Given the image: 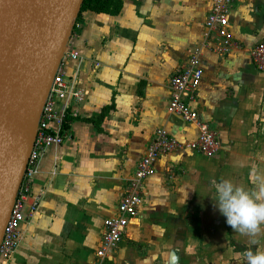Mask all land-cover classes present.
<instances>
[{"label":"crops","instance_id":"obj_1","mask_svg":"<svg viewBox=\"0 0 264 264\" xmlns=\"http://www.w3.org/2000/svg\"><path fill=\"white\" fill-rule=\"evenodd\" d=\"M121 1L122 8L117 15L89 10L81 12L79 29L69 39L67 51L76 58L67 56L60 64L66 94L55 106L57 114L64 115L63 121L70 118L67 131H63L66 136L60 145H49L39 158L31 188L32 194L39 195V206L36 214L21 224L20 242L8 264H35L38 249L34 242L37 239L34 225L41 217L50 216L53 210L72 205L63 197H68L79 185L89 183L94 170L95 189L100 181H105L116 191L111 201L112 209L100 216L97 248L102 220L115 213L127 181L152 141L155 129L163 127L181 143L196 137L194 125L184 123L169 112L168 81L179 68L174 65L178 57L188 47L199 42L207 47L205 49H210L212 33L220 41L217 32L207 30L205 26L212 0ZM263 18L264 0H235L224 31L234 40L247 42L249 48L264 38V29H259ZM247 50H244L246 65L264 77V72L253 66ZM205 72L193 107L200 119L214 128L221 142L219 151H222L224 132L220 123L217 130L209 119H218V109L229 106L234 109L236 105L229 102L215 108L217 106L204 100L203 86L207 82L212 84L210 88H215L218 79L225 81L223 86L228 83L225 76L210 71L209 65ZM74 91L78 92V97L72 95ZM223 93L222 87L221 97ZM109 105L113 108L97 125L85 120H97L102 109ZM51 127L55 128L53 124ZM179 149L156 158L155 173L142 185L138 217L129 223L126 235L103 264L115 261L114 253L120 244L144 222L149 208L155 205L156 193L163 189L164 171L175 161L172 155ZM96 199L99 200L97 203L105 200L104 195Z\"/></svg>","mask_w":264,"mask_h":264},{"label":"rangeland","instance_id":"obj_2","mask_svg":"<svg viewBox=\"0 0 264 264\" xmlns=\"http://www.w3.org/2000/svg\"><path fill=\"white\" fill-rule=\"evenodd\" d=\"M80 23L79 17L76 30ZM259 29H264V18ZM211 35L214 44L217 39L214 33ZM238 43L235 50L219 57L198 42L174 64L180 67L196 51L204 72L209 65L214 74L225 76L227 85L218 79L215 88H210L209 82L203 86L204 100L215 108L229 102L236 105L234 109H218V119H209L217 130L220 123L225 146L212 156L184 147L172 155L175 161L164 171L163 189L156 193L155 205L120 244L112 264H247L248 251H264V224L254 236L241 234L226 223L216 204L215 185L221 180L246 189L255 188L258 180L264 181V77L246 65L244 50L249 44ZM230 96L232 99H228ZM97 186L95 189L94 170L89 183L63 197L72 205L55 209L53 215L36 222L35 264H91L100 216L112 209L116 194L105 181ZM103 195L104 202L97 203L96 198ZM232 237L247 251L231 246Z\"/></svg>","mask_w":264,"mask_h":264},{"label":"built area","instance_id":"obj_3","mask_svg":"<svg viewBox=\"0 0 264 264\" xmlns=\"http://www.w3.org/2000/svg\"><path fill=\"white\" fill-rule=\"evenodd\" d=\"M234 1L212 0L205 18L207 30L217 32L220 37V41L211 45V50L219 55L239 47L238 40H234L223 31L228 25V16ZM247 51L255 69L264 72V38L254 43ZM197 55L196 51L193 52L189 59L170 75L168 81L170 92L168 110L184 123L194 125L197 130L196 137L181 143L163 127L155 129L152 141L127 181L115 213L102 220V233L91 264H103L126 235L129 223L138 217L143 182L155 173V160L159 155L182 147L207 156H212L219 151L220 143L214 128L209 122L200 119L197 110L193 107L203 77ZM67 56L76 58L75 54H69L68 51L65 52L63 59ZM63 77L59 66L43 105L22 181L0 240V264H7L17 248L21 238V224L37 212L39 195L32 194L31 188L41 154L49 145H60L65 139L66 134L62 130L64 115L57 114L55 109L58 101L66 94V82ZM72 95L78 97V92L74 91ZM52 124L55 128L51 127Z\"/></svg>","mask_w":264,"mask_h":264},{"label":"water","instance_id":"obj_4","mask_svg":"<svg viewBox=\"0 0 264 264\" xmlns=\"http://www.w3.org/2000/svg\"><path fill=\"white\" fill-rule=\"evenodd\" d=\"M83 0H0V240Z\"/></svg>","mask_w":264,"mask_h":264},{"label":"clouds","instance_id":"obj_5","mask_svg":"<svg viewBox=\"0 0 264 264\" xmlns=\"http://www.w3.org/2000/svg\"><path fill=\"white\" fill-rule=\"evenodd\" d=\"M216 204L226 223L241 234L254 236L264 224V181L246 189L230 180L215 185ZM255 242V241H254ZM247 264H264V251H248Z\"/></svg>","mask_w":264,"mask_h":264},{"label":"trees","instance_id":"obj_6","mask_svg":"<svg viewBox=\"0 0 264 264\" xmlns=\"http://www.w3.org/2000/svg\"><path fill=\"white\" fill-rule=\"evenodd\" d=\"M122 8V1L121 0H83L81 4V8L78 14V18L76 20L75 26L72 30V33H76L78 29L76 30V24L80 17L81 12L89 10L96 13H105L109 15H117ZM113 108V105L106 106L102 109L100 115L98 116L97 120L95 119H85L93 122L94 124H98L100 120L103 119L105 114ZM70 120L69 117L65 119L62 123L63 131L68 128V121ZM229 244L233 246L234 248H238L239 250L247 251V247L239 242H236L235 240L231 239L229 241ZM254 247V246H252Z\"/></svg>","mask_w":264,"mask_h":264}]
</instances>
